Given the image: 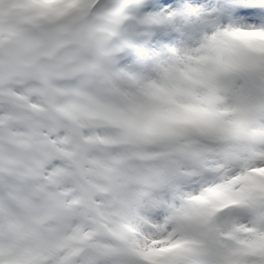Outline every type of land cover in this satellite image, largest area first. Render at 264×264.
<instances>
[{"label": "rangeland", "instance_id": "rangeland-1", "mask_svg": "<svg viewBox=\"0 0 264 264\" xmlns=\"http://www.w3.org/2000/svg\"><path fill=\"white\" fill-rule=\"evenodd\" d=\"M165 1L0 0V264H264V0ZM201 188L232 206L166 251Z\"/></svg>", "mask_w": 264, "mask_h": 264}]
</instances>
